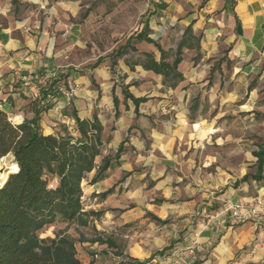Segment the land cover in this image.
<instances>
[{
    "label": "crops",
    "instance_id": "obj_1",
    "mask_svg": "<svg viewBox=\"0 0 264 264\" xmlns=\"http://www.w3.org/2000/svg\"><path fill=\"white\" fill-rule=\"evenodd\" d=\"M95 1L81 5L82 0H43L40 8L44 16L36 19L30 13L20 18L16 15L19 0H0V109L8 116H17L19 123L31 120L39 111L38 124L44 135H69L65 125L72 124L79 137L73 113L81 121L97 119L100 148L105 144L102 131L109 129L115 138L113 153L105 152L98 159L99 165L84 176L85 188H81L85 196L94 193L91 206L108 226L143 224L152 228L149 233L169 227L168 240L182 233L183 251L194 250L188 264L195 260L197 264H256L259 260L264 264L262 243L243 254L251 240L252 245L260 240L261 229L253 222L231 225L225 212L234 201L264 191V164L261 181L244 180L251 176L246 173L237 181L239 186L230 184L210 199L206 181L198 180L195 187L189 183L198 152L191 147L219 137L216 131L237 125L240 118L252 121L259 114L264 126V0H146L143 23L110 52L99 54L94 63L80 65L73 52L84 47L83 39L93 31L91 23L98 11L104 9L106 13L108 3L116 0H98L92 9ZM120 1L124 6L128 0ZM159 47L167 63L176 56L181 58L176 70L182 79L174 86H167L162 75L144 67L147 54L160 61ZM119 49L124 53L113 59L112 54ZM113 60L116 62L112 66ZM102 64L111 69L119 64L123 76L119 91L106 71L99 73ZM79 65L83 67L78 69ZM47 75L54 78L38 89L34 81ZM53 81L51 87L59 94L42 99L41 91ZM92 81L100 87H93ZM70 82L78 87L75 95L68 97L59 88L67 90ZM123 90L144 101L135 108ZM42 101L46 103L42 105ZM46 105L50 108L44 111ZM111 109L119 116L117 122L106 126L99 113ZM165 112L177 118L172 135L166 134L165 126L160 127L163 132H157L155 120ZM209 127L215 133H207ZM175 130L185 131L183 139ZM182 142L187 144V151L179 150ZM120 144L117 164L102 178L94 179L104 157L116 160ZM256 151L252 152L254 168ZM53 180L51 188L58 184L56 178ZM171 218L180 219V223H171ZM143 243L136 249L143 259L134 260L141 264L156 262L150 241ZM159 263L168 264L170 260Z\"/></svg>",
    "mask_w": 264,
    "mask_h": 264
},
{
    "label": "rangeland",
    "instance_id": "obj_2",
    "mask_svg": "<svg viewBox=\"0 0 264 264\" xmlns=\"http://www.w3.org/2000/svg\"><path fill=\"white\" fill-rule=\"evenodd\" d=\"M42 1L43 0H19V13L16 15L20 18L23 14L30 13L29 15H32L36 19L43 17L44 15L42 14V9L40 8ZM90 1L91 0H82L81 5L86 4L87 2L89 3ZM97 2L98 0L93 3L91 6L92 9L97 7L99 4ZM120 3V0L113 2L110 1L107 5L106 13H104V9L98 11L96 17L91 23V26H93V31L88 32L83 39V41H85L84 47L78 49L76 48L77 50L73 52V58L75 59V62L77 61L80 63V65L94 63L99 54L110 52L119 44L120 41H123L131 32H133V29L136 26L144 22V17L146 16L147 12L146 0H128L124 2V6L123 4L120 5ZM43 7L46 8L47 6ZM109 8L111 10H108ZM12 9L13 6H11V10ZM85 10L86 9L83 7L82 11L84 12ZM140 11L142 14L138 15ZM108 13L111 14H109L108 17H105ZM121 13L124 14L125 17H122ZM80 65L78 66V69L83 67ZM105 66L103 64L99 65V73L106 71L109 79L114 81V84L117 85L116 91H119L120 84L123 83V76L121 74L119 64H117L113 69L108 66H106L107 68L105 69ZM90 78L92 79V76ZM91 84L95 88L100 87L99 84H96L94 81H92ZM68 85L69 88H67V90L64 89L67 93V96L70 97L71 95H75V90L78 87L77 83L70 82ZM69 91L71 95H69ZM99 116L103 122L107 123L106 126H110L113 125L115 121L117 122L119 115L115 114L114 110L111 109L107 112L99 113ZM10 117L13 118V121H15V125L20 124L16 123L17 119H14V115ZM226 118L228 121L230 120L229 116ZM252 118V121H249V118H240L237 125L231 127L227 125L225 128L216 131V134H218L219 137H213L212 140L208 139L205 144L200 146L191 147L193 152L196 149H198V152L193 161L194 177L189 183L194 186L196 183H199L198 180L206 181L210 187L208 188L207 192L209 199L217 194H221L230 184L239 186V182L237 181L241 179L242 175L246 173L252 175V172L255 171V159L252 155V152L256 151L258 148L264 149V126L260 122L261 117H259V114H256ZM157 120L158 126L156 127L159 128L157 130L158 133L163 132V130H160V127L165 126L167 128L166 134H173V125L177 120L176 117H174L171 113L165 112V114H159L155 121L157 122ZM133 123L134 122H131L132 126ZM161 123L162 126H160ZM65 126L66 133L73 137L74 141L79 139L80 136H77V130L72 128V124ZM109 132V129L104 132L102 131L101 139L105 142V144L102 148H99V155L95 157L94 164L96 165H99L98 159L105 152L108 153V155L113 153L112 140L115 138L112 139V136ZM184 132L185 131L180 132V130H175V134H177L180 139H183L185 134ZM206 132L212 133L213 131L209 127ZM108 134L109 137L107 140ZM107 144L109 145L107 146ZM186 145L187 144H183L182 142V144H180L178 147L179 150L187 151ZM115 146H117L116 143ZM176 149L177 148H175L174 151ZM0 160L1 171H6L7 164L13 162L10 154L9 156H5ZM198 173H200V175L197 176ZM202 174L204 175L203 179L201 177ZM53 178H56L57 182L59 180L57 177L50 175L48 177L49 186L53 185ZM214 182L219 183V185L217 184V186H215ZM253 185L258 184L255 183ZM81 188H85V180L83 181V179L80 183V189ZM82 189L80 196L82 211L85 213H97L98 216L84 215L77 220L70 222L62 221L57 216L53 223L45 226L40 232L37 233L39 239H70L75 248L76 258L81 264H117L122 259L125 261H131V259H143L142 254L137 252L136 249L138 250V245L142 246L144 244L143 241L147 240L150 241L153 255L155 254L157 256L155 257L156 262L151 260V262H147L146 264H160L159 262L161 260L166 261L167 258L170 260V263L168 264H188V260H185L182 257L184 245H181V243H183L185 239V237L182 236V233L177 234L175 239L168 240L167 231H169V227L155 229L152 233H149V230L152 228L143 224L120 227H111L110 225L108 226L104 223L103 216L100 215V212H95L97 211L95 210L96 208L91 206L93 204L94 193L85 196V193ZM210 192L212 194H210ZM213 201L214 200H211V202ZM207 207L208 209H213L211 206ZM171 219L172 220L170 222L173 224L180 220L176 218L175 222L174 218ZM98 239L103 241L105 239L111 240L114 243L115 248H107L105 244H99L97 241L92 242ZM252 243L253 240L250 241L249 246L245 248L247 250L246 253L243 254L246 255L251 253L258 247L257 244H264V238H260V240L254 245H252ZM259 247H262V245ZM116 250L120 251L122 256L115 255ZM246 259L249 260V258ZM144 260L147 261L145 258ZM197 263V260H195L193 264ZM257 263L261 264L263 262L262 260H259Z\"/></svg>",
    "mask_w": 264,
    "mask_h": 264
},
{
    "label": "trees",
    "instance_id": "obj_3",
    "mask_svg": "<svg viewBox=\"0 0 264 264\" xmlns=\"http://www.w3.org/2000/svg\"><path fill=\"white\" fill-rule=\"evenodd\" d=\"M159 50L160 61L156 62L152 55L147 54L144 67L162 75L167 86H174L182 79L176 70L181 58L176 56L169 64L165 61V52L160 47ZM123 53L124 49H119L112 57L116 59ZM115 62H111L112 66ZM54 82L41 91L42 99L59 94L58 90L51 87ZM123 95L133 101L135 108L144 101L134 98L126 90H123ZM49 108L46 105L43 110ZM38 114L39 111H36L31 120L15 125L6 112L0 109V159L10 154L17 165V170L10 173L0 187V264H81L70 239H39L37 233L53 223L57 216L67 222L84 215L98 216L97 213L82 211L80 183L95 166L94 159L101 146L100 126L97 119L89 123L81 121L73 113L80 133L79 139L74 141L70 135H44L38 124ZM121 152L122 144L117 148L114 162L110 156L102 159L95 179L102 178L108 168L117 164ZM254 155L257 158L255 174L245 176L244 180L262 179L264 150L259 148ZM50 175L59 179L55 188L48 185ZM96 241L107 248H115L109 239L92 242ZM115 252V255L122 256L120 251ZM117 264L141 263L134 259H122Z\"/></svg>",
    "mask_w": 264,
    "mask_h": 264
},
{
    "label": "built area",
    "instance_id": "obj_4",
    "mask_svg": "<svg viewBox=\"0 0 264 264\" xmlns=\"http://www.w3.org/2000/svg\"><path fill=\"white\" fill-rule=\"evenodd\" d=\"M54 78V75H47L38 78L34 81L35 86L38 89L45 87L50 80ZM60 91H64V88L60 86ZM67 95V93L65 92ZM69 95H71L69 91ZM46 101H42V105ZM9 120L15 124L13 118L8 116ZM228 211L229 222L231 225H240L246 222H253L261 229V238H264V191L253 196L245 197L240 200H236L231 203L225 212ZM182 257L185 260H189L194 257V250L189 248L182 253Z\"/></svg>",
    "mask_w": 264,
    "mask_h": 264
},
{
    "label": "bare ground",
    "instance_id": "obj_5",
    "mask_svg": "<svg viewBox=\"0 0 264 264\" xmlns=\"http://www.w3.org/2000/svg\"><path fill=\"white\" fill-rule=\"evenodd\" d=\"M14 119H18L17 116L14 117ZM6 159V158H5ZM8 160V159H7ZM1 161V160H0ZM12 161V160H11ZM1 169V168H0ZM17 170V165L14 162H11L7 164L6 171L0 170V186L3 184V182L6 181L7 176L9 173L15 172Z\"/></svg>",
    "mask_w": 264,
    "mask_h": 264
},
{
    "label": "water",
    "instance_id": "obj_6",
    "mask_svg": "<svg viewBox=\"0 0 264 264\" xmlns=\"http://www.w3.org/2000/svg\"><path fill=\"white\" fill-rule=\"evenodd\" d=\"M7 156H9V155H7ZM10 156H11V158L13 159L12 155H10ZM7 178H8V176H7ZM6 180H7V179H6ZM3 184H4V182H3ZM3 184H2V185H3ZM2 185H1V186H2ZM1 186H0V187H1Z\"/></svg>",
    "mask_w": 264,
    "mask_h": 264
}]
</instances>
